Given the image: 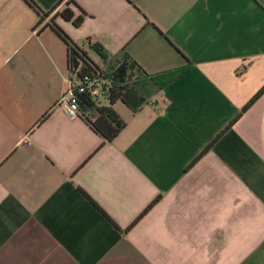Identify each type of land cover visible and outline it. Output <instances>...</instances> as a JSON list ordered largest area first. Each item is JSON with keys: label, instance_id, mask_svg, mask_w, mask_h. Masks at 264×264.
Returning a JSON list of instances; mask_svg holds the SVG:
<instances>
[{"label": "crops", "instance_id": "1", "mask_svg": "<svg viewBox=\"0 0 264 264\" xmlns=\"http://www.w3.org/2000/svg\"><path fill=\"white\" fill-rule=\"evenodd\" d=\"M73 1L82 27L57 23L94 62L90 41L190 69L136 112L118 101L105 143L61 106L49 19L0 0V264H264V95L230 127L264 87V0Z\"/></svg>", "mask_w": 264, "mask_h": 264}, {"label": "trees", "instance_id": "2", "mask_svg": "<svg viewBox=\"0 0 264 264\" xmlns=\"http://www.w3.org/2000/svg\"><path fill=\"white\" fill-rule=\"evenodd\" d=\"M24 1L37 12L40 18L39 25L48 18L45 28L53 30L67 44L68 78L73 80L76 75L77 81L84 85H87L89 81L100 85L102 99H93L89 92L76 93V97L80 106V117L86 120L93 132L104 138L105 143L116 139L127 124L114 109L118 101H122L136 112L147 103V95L150 91L153 90L154 93L163 90L190 69L189 63L172 71L157 75L149 74L129 54H123V57L111 55L102 44H93L90 41V49L101 59L100 63H96L89 53L78 46V43L57 23V19L62 18L66 22H72L78 29L82 27L87 13L75 1L68 0L64 9L57 11L59 4L50 12L43 11L33 0ZM71 6L79 8L81 14L76 15ZM263 95L264 87L244 106L230 127H233L241 115L248 112ZM103 101H106L108 105Z\"/></svg>", "mask_w": 264, "mask_h": 264}, {"label": "built area", "instance_id": "3", "mask_svg": "<svg viewBox=\"0 0 264 264\" xmlns=\"http://www.w3.org/2000/svg\"><path fill=\"white\" fill-rule=\"evenodd\" d=\"M87 80V78H86ZM68 87L67 90L63 93L61 97V106L66 114L71 118H79L80 110H79V103L77 100V94H83L85 92H89L93 99L101 98V87L99 84L95 82H88L87 85H84L77 81L76 75L73 77V80L67 79ZM77 93V94H76Z\"/></svg>", "mask_w": 264, "mask_h": 264}, {"label": "rangeland", "instance_id": "4", "mask_svg": "<svg viewBox=\"0 0 264 264\" xmlns=\"http://www.w3.org/2000/svg\"><path fill=\"white\" fill-rule=\"evenodd\" d=\"M99 63H100V62H99ZM152 93H153V90L149 92V94L147 95V98H148L150 95H152ZM153 94H154V93H153Z\"/></svg>", "mask_w": 264, "mask_h": 264}]
</instances>
